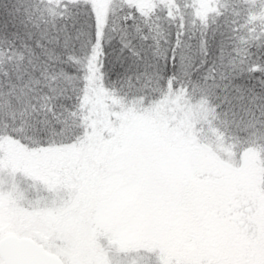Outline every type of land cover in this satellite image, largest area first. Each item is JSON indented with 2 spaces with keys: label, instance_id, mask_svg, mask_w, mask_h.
Masks as SVG:
<instances>
[{
  "label": "snow or ice",
  "instance_id": "obj_1",
  "mask_svg": "<svg viewBox=\"0 0 264 264\" xmlns=\"http://www.w3.org/2000/svg\"><path fill=\"white\" fill-rule=\"evenodd\" d=\"M0 264H264V0H0Z\"/></svg>",
  "mask_w": 264,
  "mask_h": 264
}]
</instances>
